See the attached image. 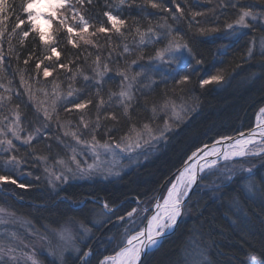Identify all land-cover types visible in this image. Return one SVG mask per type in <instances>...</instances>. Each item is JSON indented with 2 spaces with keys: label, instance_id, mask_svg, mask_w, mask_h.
<instances>
[{
  "label": "snow or ice",
  "instance_id": "obj_1",
  "mask_svg": "<svg viewBox=\"0 0 264 264\" xmlns=\"http://www.w3.org/2000/svg\"><path fill=\"white\" fill-rule=\"evenodd\" d=\"M85 2L91 4L92 0H75V4H79L81 7L84 6ZM125 2L126 0H120L121 5ZM257 2L262 5L260 11L254 10L249 5L242 3L241 0H217L218 7L235 10V19L225 25L227 30L233 35L241 34L239 31L241 29H249L252 33L241 60L244 65L249 67L255 65L258 68V72L251 71L249 73L248 78L253 82L256 79L264 80V0H257ZM188 3L189 0H182V2L181 0H171V5H174V11L164 3V0H160V2H156V0H143V4H138L136 0H131L129 3L130 8L135 6L137 9L143 11L146 5L166 15L162 17L163 23L157 24L155 28L149 26L146 30H141L137 17L132 18L133 27L131 31L139 37L137 48H140L141 51L135 58L128 60L124 57V54H131V50L127 44L124 45L123 53H121V58L125 60L124 66H117L116 68V75L121 78L120 91L118 93L110 91L108 94L109 101L114 97L118 99V103L123 109L122 115L127 119V130L123 131V134L119 138L111 135L116 130L115 125H113L105 129L103 135L106 139H98L100 129L99 111L105 105L103 97L100 98L99 103L96 105L97 121L95 126H91L81 115L79 124L83 125V128L81 129L77 125L76 129L72 130L69 127L71 121H67L66 123L60 122L61 118L58 112V100L61 98V93L58 91L60 86L54 84L51 93H49L44 87H36L35 84L28 83L24 75L26 70L20 69V83L25 88V92L23 94L17 93V96H28V101L32 103L35 109V120L28 122L27 126H25L22 120L20 104H15L10 108V114L13 117L11 120H9V116L0 113V169L6 173L0 174V184L10 183L20 189L33 187L30 182H24L23 179L16 177L13 173V170H18L20 165L25 163L23 158L14 154L19 152V146L14 141L32 148L33 141H39L41 137L49 141L55 139L57 143L63 144L65 148L70 149L71 155L68 160L62 158L56 160V164L62 166L59 171H53L47 166L44 168L45 173H47L48 185L61 203L67 202L66 207L74 211H81L85 207V200H76L67 195L60 196L61 185L67 184L73 179L88 178L93 175H100L105 178L113 174L118 176L120 173L113 171L115 165H109L108 160L104 159L105 156L115 160L120 154L133 153L135 150L142 149L144 145L154 146V142H159L160 140L166 141L168 134L174 131L186 117L194 113L199 107L198 103L189 104V100L192 97L186 95L188 90L184 87L190 82L188 75L179 76V79L173 77L174 84L180 86L173 89V92L179 95H169L166 91L161 97L153 100L150 106L145 97L144 110L151 112L152 115L150 117L144 120H133L130 109L133 107V101L136 100L135 92L143 88H147L150 91L153 89L156 81L151 78L150 73L157 70V65H179L183 52H187L189 56L195 59L197 65L203 63L202 59H196L193 48L187 40H184L183 34L179 30H176L174 33L172 26L168 24V19L170 18L177 23L187 20L189 30H192L195 26L196 32L201 36L219 32L220 29L217 27L210 29L199 27L200 22L196 20V17L206 15L205 12L191 11L189 8L188 12L191 19L188 20L186 15ZM75 4H73L72 0H22L20 8L23 16L15 13V5L8 8L9 11L16 14L17 20L9 35L17 33V30H20L19 42L23 46L30 32H35L38 34L40 42L47 45L53 39L47 30L52 28L53 22H56L61 28L66 29L68 33L67 43L71 44L73 48L77 47V43L74 41L72 35L74 32L80 36L81 40H84L85 44H92L93 41L85 40L82 35L88 32L89 26L84 16L75 7ZM7 7L6 0H0V24H3L4 20L8 19V17L3 15ZM69 12L73 14L72 20H76L77 16L79 17V25H82V27L69 25ZM103 15L107 17L108 23L111 24V29L101 24L97 31L107 33L110 30H114L117 34L123 36L124 33L121 31V28L125 26L126 21L109 11H105ZM144 15L147 18L150 14L144 13ZM149 24L151 25V21H149ZM22 26H27V30ZM157 28H166L167 31L158 32L156 31ZM4 31L3 28H0V37L3 36ZM92 35H95V33H92ZM164 40L167 42L162 47L156 48L154 55L145 57L142 46L158 44ZM9 43L11 50V41ZM50 50L52 55H55L59 59L60 53L56 47H51ZM52 55H45L43 59H37L35 63L37 74L43 66V76L47 78L52 75L49 66L44 64L45 60H52ZM89 55L91 54L89 53ZM32 58L33 54L30 53L28 58L23 61L24 65H28ZM17 59H19V54H17ZM145 59H147V63H141ZM3 63V52L0 50V79L4 78ZM56 66L61 69L69 67L68 63H58ZM133 66H136L139 70H134ZM101 67L103 70H101ZM237 67H241V65H237ZM77 71H79V68ZM93 71L95 76L99 78L96 83L102 84L105 73L112 71V69L108 63L101 64V57L97 55ZM173 71L177 75L179 74L176 69H173ZM74 77L75 74H73ZM29 79L32 78L29 77ZM89 79V76L84 75L85 81ZM164 79L167 80V77ZM145 80L147 83H143ZM224 80L225 76L217 72L207 79H200L199 86L203 89L206 85L220 84ZM11 83L12 81H9V85ZM137 85H140V88H137ZM0 88L5 89V92L9 93L7 95L0 93V109H3L6 103H12L13 96L11 95L12 89L10 87H6L5 84L0 83ZM73 93L74 89L69 84L67 96L72 97ZM40 94H43L42 99L40 98ZM99 94L100 90L97 89L96 95L99 96ZM141 95H143V92H141ZM92 103L91 99L78 103L66 101V105L70 104L71 106H65L64 111L71 113L73 110H84ZM24 108L25 110L27 109V104L24 105ZM160 113H163V124L153 126ZM41 114L42 120L40 119ZM254 115L255 123L247 131H238L234 136L217 133V138L211 144L205 143L200 147H196L187 156V159L183 161L181 168L177 170L175 179L170 182L166 194L162 197L159 195L149 197L147 202L137 199V207L125 210L123 215H117L122 206L110 207L109 202L104 201L103 211L100 215L105 218V222L112 223L111 217L115 216L118 223H125L128 226L125 227L122 234L118 250L113 255L104 256L99 260V264H143L144 257L161 244V241L166 237L168 232L174 230L178 224V219L187 211L192 196H199L198 186H200L201 181L207 175L219 173L218 179H220V184L215 185L218 190L226 183L235 182L233 180L234 177H240V182L230 195L231 204L239 209L242 199L252 203L258 201L260 215L264 216V171H261L264 170V104L258 107ZM104 118L116 121L117 123H119L120 119L112 112L106 113ZM54 120L58 130L63 132V138L59 135L53 137L48 132ZM5 121H8L6 125L4 124ZM33 123L36 126L31 131H28ZM25 131H27V135L22 137L21 133ZM67 137H71V140L75 144L66 142L64 138ZM77 146H79V151H77ZM47 147L50 149L51 144H48ZM138 154L143 155L144 153L140 152ZM32 155L34 159L47 164L48 156L39 155L35 152ZM83 156H91L92 163H88L87 159H81ZM258 172H260L259 179L256 178ZM21 175L31 176L32 173H22ZM35 179L40 180L41 178L37 176ZM91 199L94 203H99L96 198L93 197ZM53 202L55 203V201ZM141 204H144L143 208L140 207ZM150 210L152 214L145 217L144 214ZM5 214L6 209L0 207V224L6 222L4 219ZM93 214L95 215V213ZM8 215L14 216V213ZM137 216L140 217L141 224L146 219V226L136 225ZM68 219L77 224L82 230L84 235L80 237L81 240L88 239L93 234V228L97 226V221L95 220L91 221L92 226L90 227L85 219L77 217H69ZM20 222L25 225H31V221L28 220ZM137 227L138 230H136ZM49 231L56 233L62 243L54 245L48 238L47 233ZM12 235L13 237L17 236L16 233H12ZM30 235L46 243L47 254L55 257L58 264H68L65 253L70 251L75 253L73 264H75L76 260L79 261V264H89V259L92 255L91 245L88 246V250H83L80 246L76 245L73 233L67 227L54 229L45 225L43 233L40 229L32 227L30 228ZM112 239L114 237H109L110 241ZM30 247L32 246L24 244L25 249ZM249 249L246 259L242 261V264H264V242L261 243V251L259 253L251 245ZM16 252L17 249L11 246L6 251L3 241L0 240V264H2V259L5 255H8L9 260L14 262V264H43V261L39 259L40 253L35 250H21L19 257L15 254ZM198 255L201 258L195 261L194 264H212L211 259L205 251L201 250Z\"/></svg>",
  "mask_w": 264,
  "mask_h": 264
},
{
  "label": "trees",
  "instance_id": "obj_2",
  "mask_svg": "<svg viewBox=\"0 0 264 264\" xmlns=\"http://www.w3.org/2000/svg\"><path fill=\"white\" fill-rule=\"evenodd\" d=\"M130 2L131 0H126L121 5L120 0H92L91 4L87 3L83 7L79 6L92 26L100 27L103 24L108 28L107 17L103 15L105 11L124 19L126 24L121 28L124 33L123 36L120 34L110 35L107 32L99 36L96 35L93 45L79 44L76 48H73L71 44L67 43V40L64 41L66 37L65 31L62 29H54L53 39L47 45L40 42L37 33L30 32L24 45L21 46L19 42L20 30L12 35H9V33L17 22L16 14L23 16L20 8L22 0H6L8 7L3 15L8 19L0 24V28L5 30L3 36L0 37V50L3 52L4 60V78L0 79V83L12 89L13 101L11 104L6 103L5 107L0 109V113L9 116V120H11L13 117L10 114V108L15 104H20L25 126L28 122L35 120V109L32 103L28 101V96H17V93L23 94L25 92V88L21 86L19 75V70L25 69V79L28 83L35 84L36 87H44L51 93L54 84L60 86L58 89L61 93V98L58 100L59 113L64 112V107L68 106L66 101H68L69 84L74 89L72 97L76 100L75 102L91 99L92 104H89L86 109L78 111L80 116L83 115L91 126H95L97 121L96 105L103 97L105 105L99 111L100 129L98 139H106L103 133L106 128L113 125H115L116 130L111 135L119 138L123 131L127 130V119L122 115L118 99L114 97L109 101L108 94L110 91L116 93L120 91L118 87L120 77L116 75V68L117 66H124L125 60L121 58L124 45L127 44L131 50V54H124V57L128 60L135 58L141 51L140 48H137L139 37L131 31L133 27L132 18L137 17L141 30H146L149 26L155 28L157 24L163 23L162 17L166 15L146 5L143 11L135 6L130 8ZM136 2L143 4V0H136ZM156 2H160V0H156ZM241 2L256 11H260L262 8L257 0H241ZM164 3L174 11L171 0H164ZM13 5H15L16 14L8 10ZM189 8L191 11L206 13L204 16L196 17V20L200 22L199 27L206 29L217 27L220 31L201 36L196 32L195 26L192 30H189L187 20L177 23L170 18L168 19V24L172 26L174 33L179 30L183 34L184 40H187L193 48L196 59H202L203 63L197 65L195 59L191 57L189 61L191 65L188 66L186 72H182L183 75L190 77V82L184 86L188 90L186 95L193 91L191 93L196 96L199 107L174 132L168 134L166 144L160 146L159 150L154 152L150 159L123 173L114 182L83 181L81 183H67L62 186L60 196L67 195L76 200H86L85 207L81 211L69 209L66 207L67 202L61 203L54 192H49L46 188L35 186L32 183L33 187L28 189L2 184V190H0L1 207L29 218L36 225L45 224L53 227L69 217L85 219L90 225L92 211L94 208H100L91 201V198L94 197L100 202L108 201L110 206L128 203V207H131L133 200H145L153 197L159 191H163L165 185L169 183L172 176L182 166L187 156L196 147H200L205 143L211 144L217 138V133L236 135L238 131H247L252 127L255 111L261 104H264V80L256 79L253 82L248 78L249 73L251 71L258 72V68L255 65L252 67L244 65L241 60L252 33L249 29H241L239 30L241 34L233 35L227 30L225 25L235 19V10L218 7L217 0H211V2L209 0H189L186 8L188 20L191 19L188 12ZM144 13L150 15L145 18ZM149 21H151V25ZM22 27L27 30V26ZM156 31L166 32L167 29L157 28ZM9 41H11V50ZM165 42L166 40L158 44L142 46L143 54L146 58L148 55H154L155 49ZM51 47H56L60 53L59 59L52 55ZM30 53L33 54V58L28 65H24L23 61L28 58ZM17 54H19V59H17ZM45 55H52L51 61H44V64L49 66L52 73L47 78L43 76V66L38 74L35 69L37 59H43ZM97 55L101 57V64L108 63L112 69V71L105 73L102 84L96 83L99 78L95 76L93 71ZM58 63H68L69 67L61 69L56 66ZM141 63L146 64L147 59L141 61ZM194 64H196V68H193ZM237 65H241V67H237ZM78 68L79 71H77ZM133 68L139 70L136 66H133ZM101 70H103L102 67ZM217 72L225 76L223 82L206 85L203 89L200 88L198 83L200 79L207 78ZM73 74H75L74 78ZM84 75L89 76L90 79L85 81ZM179 76L182 75H177L176 72L172 75L167 74L155 80L156 84L151 91L143 88L135 92L136 100L133 101V107L130 109L133 120H144L152 115L150 111L144 110L145 97L150 106L153 100L161 97L166 91L169 95H179L173 92V89L180 87L174 84L173 77L179 79ZM29 77L32 79H29ZM165 77H167V80L164 79ZM9 81H12L10 85ZM143 83L147 82L143 81ZM136 87L140 88V85ZM97 89L100 90L99 96L96 95ZM141 92H143V95H141ZM0 93L9 94L3 88H0ZM40 98H43V94H40ZM25 104H27L26 110L24 108ZM109 112L120 118L119 123L104 118L105 114ZM40 119H43L42 114ZM7 123L8 121L4 122L5 125ZM35 126L36 124L33 123L28 131H31ZM48 132L53 137L59 135L63 138L61 134L63 132L58 130L54 122ZM25 135H27V131L21 134L22 137ZM44 142L45 140L40 138L39 141H33L32 148L19 147V152L14 154L23 158L25 161L23 166H30L36 161L32 155L33 152L48 156L50 161H52L51 155L54 153H57L60 158L68 153V149L57 145L55 139H52L51 142L55 143L56 147L50 149L44 146ZM14 143L18 145L16 141ZM38 162L39 160L36 163ZM0 174L6 173L0 169ZM23 180L26 183L29 182ZM237 184L238 181L236 180L223 186L219 197L215 200L204 196L199 197V199L195 198L190 209L189 218L179 223L172 235L165 238L156 250L145 256L143 264H173L176 262L178 254L189 235V230L200 232L205 241L212 245L215 253L212 252L210 255L212 264H242L250 250V245L259 253L261 243L264 242V216L260 215L258 201L252 203L242 199L239 209L231 204L230 195ZM117 215H123V213L118 212ZM111 220H116L115 216H112ZM98 249L99 246L91 249L92 255L89 264H98L102 256ZM43 259L46 264H54L45 257ZM69 264H73V261H70ZM75 264H79V262L75 261Z\"/></svg>",
  "mask_w": 264,
  "mask_h": 264
},
{
  "label": "rangeland",
  "instance_id": "obj_3",
  "mask_svg": "<svg viewBox=\"0 0 264 264\" xmlns=\"http://www.w3.org/2000/svg\"><path fill=\"white\" fill-rule=\"evenodd\" d=\"M72 2H73V4H75V0H72ZM85 5H87V2H85ZM79 6H80L79 4H75V7L84 16V14H83V12ZM72 15L73 14L71 12L68 13L69 25L82 27V25H79V17L77 16L76 20H72ZM84 18L87 21L89 27H88V32L83 33L82 35L84 36L85 40L94 41V38L96 35L99 36V35H102L103 33H100L97 31V29L99 28L98 26L90 25L89 20L85 16H84ZM108 28L111 29V24L108 25ZM54 29L64 30L65 31L64 32L65 37H66V39L64 41L67 40L68 33H67L66 29L61 28L56 22H53L52 28L47 30L52 35V37H53ZM92 33H95V35H92ZM109 34L115 35L117 33L114 30H110ZM72 35H73V39L77 43V45H79V44H81V45H93V43L92 44H85L84 40H81L80 36L77 35L76 32H74ZM162 46L163 45H159V47H162ZM190 60H191V56H189L187 52H183L182 57H180L179 65H177V64H172L171 66L157 65V70L150 73L151 78L153 80H156L157 78H159V77L162 78L167 74L172 75V74H174L173 69H176L179 72V75H183L182 72H184V71L186 72L188 66L191 65V64H189ZM195 65L196 64L193 65V68L197 67ZM207 78L205 77L203 79H207ZM120 81H121V78H119V83H118L119 89H120ZM191 92H193V91H191ZM191 92L188 93V95L192 97V99L189 100L190 105L192 103H197L196 96ZM73 98L74 97H68V101H74L75 102L76 100H74ZM68 106H70V104H68ZM121 109H122V107H121ZM257 110H258V108H257ZM76 111L73 110L71 113H67L65 111L60 112L59 113V116L61 118L60 122L66 123L67 121H71V125L69 127L72 130H75L77 125H79V127L82 129L83 125L79 124L81 116H80V113L78 111L77 112ZM122 112H123V109H122ZM188 117H186L185 120ZM253 117H254V119H253V125H254L255 115ZM85 121H88V120L85 119ZM53 122L56 124L55 120ZM162 124H163V113H160L158 119L154 122L153 126L162 125ZM56 126H57V124H56ZM172 132H174V131H172ZM61 134L63 135V133H61ZM9 137H10V134H9ZM41 138L44 139L43 137H41ZM88 138H90V137H88ZM64 139L68 143H71L73 145L75 144V142L71 140V137H67ZM44 140H45L44 146L47 147L48 144H51V147H56L55 143L53 144L51 141H48L46 139H44ZM166 141L160 140L159 142H154V146L153 145H144L142 147V149L135 150L133 153L120 154L115 160H113L111 157L105 156L104 159L108 160L109 165H115L113 171L114 172L118 171L120 173L118 176L113 174V175H109V176H107V178H105L104 176L93 175V176L88 177V178H77V179L70 180L68 182V184L81 183L83 181H87V182L113 181L114 182L123 173H126V172L134 169L136 166H138V165L142 164L143 162H145L146 160L150 159L152 154L159 150L160 146H164L166 144ZM16 142L18 143L19 147H28V146L20 144V142H18V141H16ZM57 145H60V147H64L63 144L57 143ZM77 151H79V146H77ZM140 152H143L144 154L139 155L138 153H140ZM70 155H71V151H70V149H68V153L65 154L64 156H61V158L64 160H68ZM61 158L58 156L57 153H54L51 155L52 161L48 160L47 164H45L44 162H42L40 160L38 163H36L37 162V160H36L33 162L34 164L33 163L30 164V166H23V164L20 165L18 170H13V173L16 177H20L21 179L28 180L30 183L34 184L35 186H38V187L40 186L42 188L44 187L49 192L53 193V190L48 185L47 173H45L44 168L47 166V167L51 168L53 171H59L62 166L56 164V160L61 159ZM81 159H87L88 163H92L91 156H83V157H81ZM261 171H264V170H261ZM28 172H31L32 175L31 176H22L21 175L22 173L26 174ZM176 173H177V171H176ZM175 174L172 176V179L174 178ZM243 175H247V174H243ZM37 176H39L41 179L36 180L35 177H37ZM218 177H219V173H216L215 175L205 176L204 180L201 181L200 186H198V190L200 192L199 196L198 197L196 195L192 196V200H191V203L188 205L187 211L185 212V214L182 217L179 218L178 224L175 226L174 230L171 233H169L168 235H166L165 238H167L168 236L172 235L175 232L179 223H181V222L185 221L187 218H189V216L191 214L190 209H191L192 203L194 202L195 198L199 199V197L204 196V197H208L210 199L215 200L219 197L223 186L227 185L228 183L222 185L221 188L218 190L215 187V185L220 184V179H218ZM259 177H260V172L257 173L256 178L259 179ZM172 179L169 181V183L172 181ZM233 180L234 181L237 180L239 183L240 177H234ZM169 183L165 185L163 191L160 189L161 191H159L153 197H155L157 195L162 197L166 193ZM5 185L11 186L12 184L9 183V184H5ZM64 185L65 184L61 185L60 187H62ZM1 187H2V184H0V190H2ZM144 201L147 202L148 199H145ZM103 203L104 202H100V201H99V203H96L100 208L99 209L94 208V210L92 211V214H91L92 217H90L91 219L89 218L90 223H91V221L95 220V221H97V226L93 228V234L86 240H81L80 237L84 235L82 230L78 227L77 224L69 221V219L59 223L56 226H53V227L49 226V227L54 228V229H60L62 227L69 228L71 230V232L73 233L75 244L80 246L83 250H88L89 245H91V249L95 246H99L98 252H100V254L102 255L100 259H102L104 256H107V255H113L114 252L118 250V245L120 244V242L122 240V234L124 233L125 227L128 225H126L125 223H118L116 220H113L112 223L105 222V218L102 215H100V213L103 211V208H102ZM152 203H154V201H152ZM116 206H122L121 210L119 212L124 214L125 210H131L132 207H137L136 199L132 201L131 207H128V203H124L123 205L117 204ZM110 207H113V206H110ZM140 207L143 208L144 204H141ZM2 208H4V207H2ZM4 209H6V208H4ZM13 213H14V216L8 215V214H13ZM93 213H95V215ZM150 213H151V210L148 213H145L144 216L147 217L148 215H150ZM4 219L6 222L3 224H0V240L3 241L6 251H7V248L9 246L14 247L17 249V252L15 254L19 257L21 250H23V251L35 250L38 253H40L39 259H41L43 261V264H46L44 262V259H43L44 257L46 259H48L49 261L54 262V264H58V261H56L55 257L49 256L47 254L46 243L43 241H39L36 237H33L30 235V228H32V227L40 229L41 232L43 233L45 224L36 225L29 218H27V217H25L19 213H15L10 209H6V214L4 216ZM22 220L31 221V225L29 226V225H25V224L21 223L20 221H22ZM145 221H146V219L144 220L143 224H141L140 217L137 216L136 225L137 226H144ZM89 226L91 227L92 224H90ZM136 230H138V227L136 228ZM12 233H16L17 236L13 237ZM47 235H48V238L52 241V243L54 245L62 243L59 240V237L56 235V233L49 231L47 233ZM109 237H114V239H112L110 241ZM165 238L162 240V242L165 240ZM162 242H161V244H162ZM24 244L31 245L32 247L25 249ZM157 248L153 249L152 251L156 250ZM201 250L205 251L209 258H210L211 253L212 252L214 253V251L212 249V245H210L209 243H207V241H205L203 235L200 232H198V231L195 232V231L189 230V235L187 236V238H186V240L182 246V249L180 250V252L178 254V258L176 259V262H174L173 264H194L195 261H197L201 258L198 255V253ZM65 256L67 257L68 264H69L70 261H73V258L75 257V253L71 252V251L66 252ZM21 261H22V258H21ZM76 261L79 262L78 260H76ZM2 264H14V262L9 260L8 255H5V256H3Z\"/></svg>",
  "mask_w": 264,
  "mask_h": 264
},
{
  "label": "bare ground",
  "instance_id": "obj_4",
  "mask_svg": "<svg viewBox=\"0 0 264 264\" xmlns=\"http://www.w3.org/2000/svg\"><path fill=\"white\" fill-rule=\"evenodd\" d=\"M181 168V167H180ZM177 175V173L175 174V176ZM175 176H174V178L172 179V180H174L175 179ZM169 185H170V183H169ZM168 185V186H169ZM166 194V193H165ZM137 200V199H136ZM91 201H93L92 199H91ZM142 201H144V200H142ZM162 202V201H161ZM103 208V207H102ZM152 214V211H151V213H150V215ZM179 220V219H178ZM146 223H147V221H145V224H144V226H146ZM172 231H170V232H168L167 233V235L169 234V233H171ZM162 242V241H161ZM98 263H99V261H98Z\"/></svg>",
  "mask_w": 264,
  "mask_h": 264
}]
</instances>
